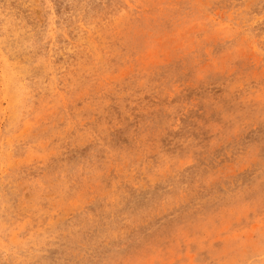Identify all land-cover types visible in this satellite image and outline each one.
Segmentation results:
<instances>
[{
    "label": "rangeland",
    "instance_id": "rangeland-1",
    "mask_svg": "<svg viewBox=\"0 0 264 264\" xmlns=\"http://www.w3.org/2000/svg\"><path fill=\"white\" fill-rule=\"evenodd\" d=\"M0 264H264V0H0Z\"/></svg>",
    "mask_w": 264,
    "mask_h": 264
}]
</instances>
